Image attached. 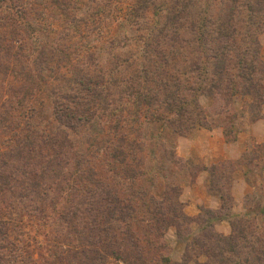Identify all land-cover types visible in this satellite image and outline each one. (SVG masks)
Returning a JSON list of instances; mask_svg holds the SVG:
<instances>
[{
    "label": "rangeland",
    "instance_id": "rangeland-1",
    "mask_svg": "<svg viewBox=\"0 0 264 264\" xmlns=\"http://www.w3.org/2000/svg\"><path fill=\"white\" fill-rule=\"evenodd\" d=\"M136 1L0 0V168L6 163L15 171L14 178L0 182V264H86L102 251L103 232L97 227H110L107 233L116 239L128 227L136 238L134 253L151 250L155 259L163 245L169 264H243L244 259L256 264L255 257H264V242L256 243L257 238L264 240V124L255 126L259 120L264 123V73L251 76L253 95L244 90L248 82L235 69L228 72L233 96L230 92L211 98L196 91L197 109H187L193 120L178 116V108L164 110L162 105L151 112L135 101L148 89L158 100L174 94L173 79L166 74L176 78L179 91L200 84L205 92L211 89L208 74L190 69L191 62L199 61L194 52L201 42L198 35L213 39L206 40V47L215 48L231 41L219 31L234 30L242 53L229 54L231 63L257 51V60L264 64V12L250 14L244 0H236L235 6L232 0H198L188 8L186 21L180 20L182 48H174L166 68L145 48L147 35L153 39L158 33L156 18L152 11L134 17ZM203 18L208 26L196 33ZM158 41L150 50L164 51L162 39ZM149 60L164 71L160 83L167 84L166 91L160 89ZM144 77L155 83H142ZM87 81L97 84L99 97L87 94ZM213 83L222 93L228 85L225 77ZM22 110L32 117L21 118ZM75 110L80 120L64 122L63 116ZM196 128L221 129L226 142L242 134L247 151L236 161L194 166L177 157L176 141ZM30 137L33 153L21 173L8 153ZM122 137L141 145L135 163L127 159L125 166L112 158ZM240 166L251 189L243 212L234 208L231 184ZM128 169L134 177L124 173ZM201 170L209 174L208 189L219 198L220 208H201L189 216L182 189ZM111 196L133 209L127 222L111 218ZM222 218L228 219L227 235L215 228ZM165 226L169 228L164 232ZM230 249L238 254L233 256ZM261 260L257 264H264ZM94 264L124 263L106 258ZM154 264L161 262L155 259Z\"/></svg>",
    "mask_w": 264,
    "mask_h": 264
},
{
    "label": "trees",
    "instance_id": "trees-1",
    "mask_svg": "<svg viewBox=\"0 0 264 264\" xmlns=\"http://www.w3.org/2000/svg\"><path fill=\"white\" fill-rule=\"evenodd\" d=\"M158 3H157V2ZM235 6L236 0H232ZM137 0L134 6L132 7V14L136 18H144L147 16V14L152 11L153 16H155V24L157 29V34L153 36V39H151V35H147L148 40H145V48L149 52H155L156 56H159L161 59L160 65L162 67H170V62L171 60L174 59V51L176 49L174 48H182L179 44L181 41H183V38L180 37V31L184 29V26L182 23H180V20L186 21V18L188 17L187 10L188 8H193V5L197 4L198 5V0ZM243 6L246 9V11H249L250 14H259L261 12H264V0H244ZM201 15V12H200ZM199 15V17H200ZM202 17V16H201ZM208 19L203 18L200 21V24L196 26V33H198L201 29H206V26H208ZM249 26H252V22L249 21ZM191 28L194 27L192 23H190ZM195 31V30H193ZM198 31V32H197ZM219 32H224L221 34H225L226 36H229L231 38L230 44L226 46L222 45H216L217 47L215 48H207L206 47V40H210V42H213V39H207L206 34H202V36L198 35V39L196 38L197 41H201L200 44L197 46V49L194 51L198 56V63L197 62H191L192 65L190 67L191 70L195 71H203L204 74H208L210 77L208 84H210V88L207 89V92L203 89L204 86L202 84L197 85L196 87H191L190 85L187 87H184L183 90H178L179 87L175 83L176 78H173L172 76L164 74L163 70H160V67L157 69L156 67H153L155 61L149 60V62L152 63L153 67V74L156 76L158 83L161 85V90L166 91L167 90V84L162 82L160 83V76H165L167 79H173L171 82L173 83L172 87L174 89V94H165L164 99L158 100L159 96L158 94H153L149 89L146 91L145 94H143V98L140 99V97L136 98V103L141 104L142 106L145 105V108H150L151 112L152 111H157V108L159 106L165 105L164 110H170L172 108H178L177 109V114L180 117L185 116V119L187 120H193L194 115L193 112L188 111L189 106H193L195 109H197V100H196V95L195 92L198 91L201 94H205L207 96H211V98H214L216 95H220L221 97L227 96V93L231 94L233 96V86H231V77L228 74L229 71H233L234 69L237 71V77L242 78V80H245L248 82V85L244 88L247 93H251L252 90L255 89L254 84L251 82V76L254 75V73L259 72V73H264V64L259 62L257 60V51L256 55L250 54L248 59L246 60H241V59H236L235 62L231 63V56L229 54H234V57H238L239 54L242 53V51H239L241 49V46L239 44V40L237 39L234 30L229 31V30H222ZM214 41L217 39V36H215ZM158 38L162 39L164 43V51L163 49L157 50L154 49L153 51L150 50V44L152 42L158 43ZM245 39V38H244ZM245 42V41H244ZM234 46V47H233ZM161 48V46H159ZM233 47V48H232ZM217 50V51H215ZM246 50V49H245ZM162 51V52H161ZM248 52V51H246ZM179 53V52H176ZM82 56V53L79 54V57ZM78 61V60H77ZM195 61V60H194ZM174 63V62H173ZM155 66V65H154ZM174 67H172L173 69ZM225 77V80L228 82V85L223 86V93L218 91L219 90V84L213 83V80L215 79L218 83L219 81ZM198 78V77H197ZM103 80V77H102ZM83 82V81H82ZM103 82V81H102ZM155 83V81H148L146 77L143 78L142 83ZM198 82L201 83L202 80L199 77ZM204 82V81H203ZM86 83V81H85ZM87 84H89V87H85L84 90L87 92V94L90 96L94 97H99L95 90V86L97 85L94 81H87ZM102 84V83H101ZM104 84V83H103ZM209 86V85H208ZM176 91V92H175ZM205 92V93H204ZM136 94V93H135ZM253 95V93H251ZM258 98V97H257ZM259 99V98H258ZM192 100V101H191ZM261 100V99H260ZM264 104V103H262ZM157 106V107H154ZM231 106L230 104L228 107ZM230 110V108H229ZM137 113H139V110H136ZM21 118L27 117V119H30L31 112H27L25 110L21 111ZM148 112V111H145ZM228 112V110H227ZM229 113V112H228ZM144 115L143 113H140V116ZM203 118V116H200ZM8 120L11 119V117H7ZM64 122L66 121L67 123L70 122L71 120H80L78 117L77 111H73V113H70L69 115L63 116ZM198 120V119H197ZM197 123V121H196ZM8 124V123H7ZM28 126V125H27ZM68 127V125H67ZM116 129H118V126H116ZM210 130V129H208ZM23 144V146H22ZM34 141L31 140L30 138H25L24 142H19V148L17 150H13L10 153H8V156L11 157V159L14 162L18 163L19 166V171L22 173L24 170H22L27 164L29 160V154L33 153V145ZM138 142H134L133 140L131 141H126L125 138H121L119 140V145H117V149L115 151V155L112 156L115 161L120 163L121 166H125L126 160L129 159L130 163H135V152H141L140 146L138 145ZM21 145V146H20ZM21 147V148H20ZM35 150V149H34ZM11 164V166H12ZM14 167V166H12ZM13 168L8 166V164L2 165L0 168V182L5 183L8 182L9 178H14L13 175L15 174V171H12ZM130 173L131 177H134L135 173L132 169L124 170V173ZM17 173V171H16ZM227 174V173H226ZM23 176V174H22ZM228 177V176H227ZM226 176H224V179ZM0 183V184H1ZM91 186H94L92 183H90ZM107 200L110 201V204H113L115 206L114 213H110L111 218H114L113 220H117L118 222H127L129 218L133 215L134 211L131 209V207L123 204L121 200L117 197H109ZM156 215L161 216L160 213H156ZM184 217V216H183ZM185 219V217H184ZM133 220V219H132ZM151 220L154 221H162L159 219H155V217L151 218ZM129 226V225H128ZM158 226V225H157ZM161 227H157V230H159ZM169 226L162 227V231H167ZM111 228L110 227H97L95 230L98 232H103V234L100 242L102 243V251L100 254H96L95 256H91L86 264H94L95 261H103L106 258H112L117 262H121L124 264H154L155 259L160 260L161 264H169L168 260L163 257L162 252L164 249L163 245L159 246V253L157 251L156 253V258L152 259L150 255L155 256L151 250H140V251H135L137 248V243H136V238L132 236L131 233H128V227L125 231V233H122V238L116 239L114 235H109L107 233ZM161 230V229H160ZM159 235L162 236L161 233H154V235ZM242 238V237H241ZM243 239V238H242ZM111 243L109 244L108 242ZM264 242V240H260L259 238L256 239V243H261ZM124 247L122 248L121 246ZM130 246L131 248H128ZM230 252L233 256H236L238 253L234 252L232 249H230ZM92 254V253H91ZM256 262L260 263L262 262L261 259H264V257H255ZM87 259V258H86ZM225 260H221L220 264H224ZM256 263V264H257ZM243 264H250L247 259L243 260Z\"/></svg>",
    "mask_w": 264,
    "mask_h": 264
},
{
    "label": "crops",
    "instance_id": "crops-1",
    "mask_svg": "<svg viewBox=\"0 0 264 264\" xmlns=\"http://www.w3.org/2000/svg\"><path fill=\"white\" fill-rule=\"evenodd\" d=\"M262 124H264L262 120H259L255 123V126L262 127ZM255 140L257 143H261L262 135L256 136ZM246 148L245 136L239 134L236 141L226 142L221 129L205 130L196 128L176 141L177 157L201 168H208L226 161H236L247 151ZM244 172L245 168L243 166L238 167L233 171L231 179L232 196L235 201L234 208H239L241 212L245 210L244 197L251 190L245 180ZM208 185L209 174L205 170H201L195 180L182 189L181 197L184 200V209L187 215L194 216L201 208H208L212 211L219 210V198L209 191ZM215 228L223 235L229 234L228 219H220Z\"/></svg>",
    "mask_w": 264,
    "mask_h": 264
}]
</instances>
